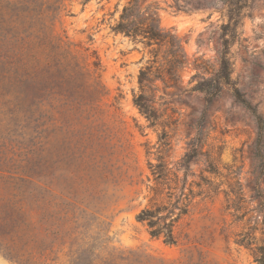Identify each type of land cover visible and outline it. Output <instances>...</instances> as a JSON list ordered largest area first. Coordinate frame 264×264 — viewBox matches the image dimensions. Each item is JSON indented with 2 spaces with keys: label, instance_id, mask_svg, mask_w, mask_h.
Returning a JSON list of instances; mask_svg holds the SVG:
<instances>
[{
  "label": "rangeland",
  "instance_id": "374dc122",
  "mask_svg": "<svg viewBox=\"0 0 264 264\" xmlns=\"http://www.w3.org/2000/svg\"><path fill=\"white\" fill-rule=\"evenodd\" d=\"M128 1L0 0V264H260L264 0H138L186 61L151 84L155 125L134 98L171 46L112 30ZM224 56L233 84L208 100ZM188 195L177 244L137 221Z\"/></svg>",
  "mask_w": 264,
  "mask_h": 264
},
{
  "label": "trees",
  "instance_id": "16d2710c",
  "mask_svg": "<svg viewBox=\"0 0 264 264\" xmlns=\"http://www.w3.org/2000/svg\"><path fill=\"white\" fill-rule=\"evenodd\" d=\"M112 30L115 33H122L134 40L143 38L148 40L149 44L155 42H168L171 46L169 52V60L166 66L159 71L156 75L152 76L150 71L142 69L139 75L140 93L134 98L135 105L151 122V125L157 124L160 114L155 109L153 103L154 99L150 94L153 91L151 84L154 79L161 78L165 84H178L181 79L179 72L185 66V55L183 54L182 44L177 38L171 34L166 33L160 26V18L158 14V7L150 4L142 11L139 8L138 0H129L123 7L119 20ZM168 39V40H167ZM53 47V46H51ZM54 48V47H53ZM48 47L45 48L47 51ZM56 49H61V45H57ZM53 52L47 53V56H52ZM58 55V54H57ZM59 56H69L68 51L64 50L59 53ZM84 74V73H83ZM232 64L231 61L224 56L221 61V68L212 79L215 83H207L205 80L197 85V89L205 92L208 100L215 98L221 91L222 83L232 85ZM94 88L99 89L100 83L95 80ZM236 98L242 102L247 103L242 97L239 89L233 86ZM191 156L187 157L186 162L191 160ZM157 179L164 176L162 166L157 165L153 170ZM173 194H170L171 197ZM192 196H187L183 201L180 197H176L175 201L168 203L157 204L142 209L136 216L137 221L147 224L149 232L152 237H163L164 242L167 244H177L178 237L175 233V226L179 220L185 216L190 209ZM244 235V236H243ZM255 238L249 233L242 234V237L237 240L240 245L253 246ZM255 260L264 264V240L263 244L254 248ZM156 264H166L160 260Z\"/></svg>",
  "mask_w": 264,
  "mask_h": 264
}]
</instances>
